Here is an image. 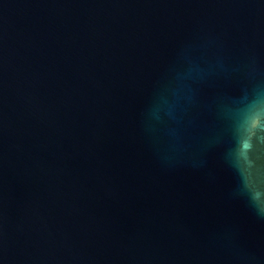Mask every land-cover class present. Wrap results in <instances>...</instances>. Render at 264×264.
Here are the masks:
<instances>
[{
  "label": "water",
  "instance_id": "1",
  "mask_svg": "<svg viewBox=\"0 0 264 264\" xmlns=\"http://www.w3.org/2000/svg\"><path fill=\"white\" fill-rule=\"evenodd\" d=\"M0 264H264V0H0Z\"/></svg>",
  "mask_w": 264,
  "mask_h": 264
}]
</instances>
